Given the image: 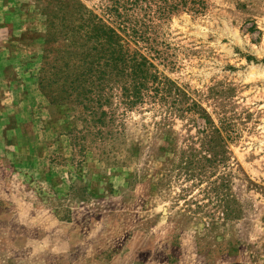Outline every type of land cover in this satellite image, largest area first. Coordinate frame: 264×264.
Returning <instances> with one entry per match:
<instances>
[{
  "label": "rangeland",
  "instance_id": "rangeland-1",
  "mask_svg": "<svg viewBox=\"0 0 264 264\" xmlns=\"http://www.w3.org/2000/svg\"><path fill=\"white\" fill-rule=\"evenodd\" d=\"M148 6L0 0V264H264V0ZM96 21L162 91L62 99Z\"/></svg>",
  "mask_w": 264,
  "mask_h": 264
},
{
  "label": "trees",
  "instance_id": "trees-1",
  "mask_svg": "<svg viewBox=\"0 0 264 264\" xmlns=\"http://www.w3.org/2000/svg\"><path fill=\"white\" fill-rule=\"evenodd\" d=\"M147 1L150 5L148 7L154 4L157 16H165L187 3V0H126V5L136 7ZM83 27L94 46L82 51L76 61H68L63 75L62 71L59 72L58 79L66 85V88L60 90L63 100L74 97L75 102L93 114L95 108L105 101L104 88L110 81L118 86L121 98L128 105L141 100L147 89L155 94L163 90L164 82L150 72L151 64L136 52L129 54L120 36L112 28L104 26L101 21L90 26L83 24Z\"/></svg>",
  "mask_w": 264,
  "mask_h": 264
}]
</instances>
